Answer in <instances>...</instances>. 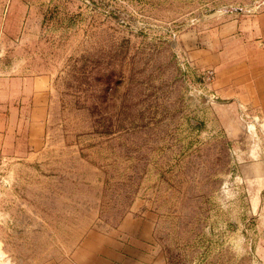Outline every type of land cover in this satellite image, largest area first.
<instances>
[{
	"label": "rangeland",
	"instance_id": "rangeland-1",
	"mask_svg": "<svg viewBox=\"0 0 264 264\" xmlns=\"http://www.w3.org/2000/svg\"><path fill=\"white\" fill-rule=\"evenodd\" d=\"M264 0H0V74L45 76L44 144L0 150V264L129 215L165 264H264ZM258 53V52H257ZM263 92V91H262Z\"/></svg>",
	"mask_w": 264,
	"mask_h": 264
},
{
	"label": "crops",
	"instance_id": "crops-1",
	"mask_svg": "<svg viewBox=\"0 0 264 264\" xmlns=\"http://www.w3.org/2000/svg\"><path fill=\"white\" fill-rule=\"evenodd\" d=\"M253 36L252 88L264 98V11L249 22ZM258 52V53H257ZM263 91V92H262ZM264 100V99H263ZM49 95L45 76L0 74V150L10 157L37 154L43 147ZM152 226L144 217H124L113 231L89 230L71 256L46 264H165Z\"/></svg>",
	"mask_w": 264,
	"mask_h": 264
}]
</instances>
